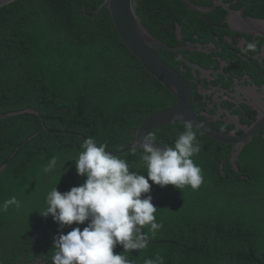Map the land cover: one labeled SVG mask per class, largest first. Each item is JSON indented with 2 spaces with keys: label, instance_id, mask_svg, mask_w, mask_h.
<instances>
[{
  "label": "trees",
  "instance_id": "trees-1",
  "mask_svg": "<svg viewBox=\"0 0 264 264\" xmlns=\"http://www.w3.org/2000/svg\"><path fill=\"white\" fill-rule=\"evenodd\" d=\"M250 2L255 8L250 17L264 20V0ZM104 3L15 0L0 8V116L34 112L0 121V168L8 163L0 173V206L12 197L20 204L0 212V254L12 259L10 264H18L30 251L38 229H46L42 243L47 245L52 233L67 234L77 227L60 229L51 216L39 214L53 187L65 192L84 182L76 174L75 160L86 138L106 144V151L125 159L131 171L146 175L142 150L124 152L149 117L178 103L124 43L109 12L101 10ZM224 10L193 12L184 0H136L143 25L171 46L218 44L214 33L228 25ZM156 51L181 70L178 54ZM182 54L196 63L203 56L187 49ZM250 72L257 81L264 78L258 62ZM212 126L223 132L228 128ZM194 130L201 150L192 159L202 170L203 183L181 191L168 185L155 205L162 227L153 237L145 226L148 247L130 252L129 259L144 264L159 255L164 264H264V226L257 222L258 211L251 210L247 219L240 212L243 198L264 208V139L256 137L244 147L237 174L231 164L233 148ZM183 131L180 123L152 135L171 146ZM53 157L56 166L45 172ZM159 189L152 185L149 194L153 197ZM218 200L220 209L214 204ZM123 251L117 246L114 254Z\"/></svg>",
  "mask_w": 264,
  "mask_h": 264
},
{
  "label": "clouds",
  "instance_id": "clouds-1",
  "mask_svg": "<svg viewBox=\"0 0 264 264\" xmlns=\"http://www.w3.org/2000/svg\"><path fill=\"white\" fill-rule=\"evenodd\" d=\"M184 2L192 10L189 0ZM201 10L203 9L194 8L192 11L206 12ZM256 48L255 42L248 43L242 49V53L247 55L249 51H255ZM182 51L183 49L179 53H174L182 59V66H190L184 61V57L188 59L189 57L184 56ZM189 61L197 64L190 59ZM180 71L183 73L182 69ZM172 119L182 122L184 128L173 145L161 144V147H157L154 142L155 136L152 134H147L138 141L143 153L141 159L146 166V175L131 171L125 159L106 151V144L98 146L94 138H86L81 145L83 151L75 160L76 174L84 177V182L65 192L58 191L57 186L53 187L46 195L45 209L39 214L43 218L51 216L60 229L73 224L77 227H73L67 234L52 233L53 241L47 245L42 243V239L48 235L44 233L46 229H38L33 236L31 252L26 253L25 255L29 254L26 257L29 258L31 254H35L40 259V264H132L129 253L148 247L144 227L148 226L153 237L162 227V224L156 220L155 205L165 192L153 202L152 199L157 191L152 197L149 194L151 186L158 185L161 189L171 185L174 189L181 191L186 186L196 190L203 183L202 170L192 159L201 150L193 122L185 120L181 112L173 114ZM129 149L124 153L131 152L128 151ZM240 154L235 161V167L232 166L237 174L240 173L237 164ZM56 163L57 160L53 157L44 171H52ZM13 204L16 207L20 206L19 201L12 197L0 206V212H6L9 205ZM257 207L264 211V208ZM260 215L258 211L257 222L264 226L260 222ZM85 224V227H79ZM42 229H44L43 232ZM52 242L54 251L48 249ZM117 246L123 248V253L114 254ZM144 264H164V259L157 255L155 259H145Z\"/></svg>",
  "mask_w": 264,
  "mask_h": 264
},
{
  "label": "flooded vegetation",
  "instance_id": "flooded-vegetation-1",
  "mask_svg": "<svg viewBox=\"0 0 264 264\" xmlns=\"http://www.w3.org/2000/svg\"><path fill=\"white\" fill-rule=\"evenodd\" d=\"M189 3L194 8H196L194 5H203L202 9L206 11L203 13H213L216 9H225L228 12L224 10L227 13V20H225L228 25L225 23L224 30L219 29V31L214 33L218 44L214 41L206 45L199 44L205 49V51H202V60L197 63L200 68L194 69L192 66L181 67L187 75V80L193 92L194 107L201 120L206 122L210 128L220 133L229 134L235 132L237 136H242L244 134L242 129L225 120L226 118L229 121L231 120L228 115L230 114L234 118L239 117L241 126L249 128L259 118L258 109L264 110V78L257 81L250 72L256 62L261 65L264 64V35L257 34L254 36L242 32L241 18L238 14L243 12L246 19L253 21L264 20L260 19L262 17H250L255 10L250 0H206V2L204 0H194L193 4L191 1ZM224 6L228 7L233 15ZM251 42L257 44L256 50L249 51L247 55H244L242 49ZM190 46L192 44H187L184 47L187 50L195 51L190 49ZM203 69L209 73L205 75ZM221 112V118L216 120L215 118ZM208 116L211 117L210 121H208ZM218 123L227 126V131L223 132L212 126ZM259 136L264 139V127L253 135L251 140L246 142L245 145ZM231 147L233 148V146ZM24 210L22 208L20 214ZM28 255L24 254L20 259L22 262L18 264H40V259L35 254H31L29 258L25 259ZM10 262L12 263L13 260H7L5 253L0 254V264H10Z\"/></svg>",
  "mask_w": 264,
  "mask_h": 264
},
{
  "label": "water",
  "instance_id": "water-1",
  "mask_svg": "<svg viewBox=\"0 0 264 264\" xmlns=\"http://www.w3.org/2000/svg\"><path fill=\"white\" fill-rule=\"evenodd\" d=\"M14 1L15 0H0V8ZM135 3L136 0H105V3L102 6L101 10L106 9L109 12L117 31L120 32L124 40V43L142 61L144 67L150 70L163 83V85L169 91H171L176 98H178V103L149 117L144 122V124L138 129L136 134V141L128 151L139 150V139L147 134H152L154 130L167 127L173 124L182 123L180 121H174L172 119L173 114L181 112L184 114L185 120L192 121L194 129L198 130L200 133L206 135L207 137L215 141L234 146L232 166L235 167V161L237 160V157L240 154L245 143L251 140L253 135L257 134L259 130L264 127V110L258 109L260 113L259 118L256 119L257 121L253 123L252 126L249 128L241 126L239 124V117L234 118L233 116L228 114L231 117V120L229 121L226 118L225 121L231 124H235L239 129H242L244 131V134L242 136H237L235 132L224 134L210 128L206 122H203L201 120L200 115L194 107L193 92L189 81L184 77L183 73L179 69L172 67L156 52V49H166L172 52L179 53L182 49H185V47H173L167 45L161 40L157 39L155 36H153L143 25L142 20L137 16L135 12ZM225 8L230 11L228 7ZM193 9L194 8L192 7V10ZM230 13L231 15H233L231 11ZM238 15H240L241 18L242 32L252 34L254 36L257 34L264 35V21H253L246 19L244 17L243 12H240ZM178 35L180 39L183 38L182 28H179ZM190 49L205 51V49H203L200 45H192L190 46ZM184 61L190 66H192L194 69L200 68L198 64L192 63L191 61H189L188 58L184 57ZM203 71L205 75L209 73L205 69H203ZM26 113L34 114V112H20L7 116H0V121L15 116L24 115ZM221 114L222 112L215 119H220ZM210 120L211 117L208 116V121ZM154 142L156 143L157 147L162 146L160 143L156 141ZM7 165L8 163H5L0 168V173L5 167H7ZM167 188L168 185L164 186L159 191H157L152 201L154 202L160 196H162V194L165 192V189ZM43 230L44 229H42L41 231L43 232Z\"/></svg>",
  "mask_w": 264,
  "mask_h": 264
},
{
  "label": "rangeland",
  "instance_id": "rangeland-1",
  "mask_svg": "<svg viewBox=\"0 0 264 264\" xmlns=\"http://www.w3.org/2000/svg\"><path fill=\"white\" fill-rule=\"evenodd\" d=\"M256 193L257 191L254 192V194H252L250 196L251 200L253 201V198L256 197ZM214 204L217 205V207L220 209L221 208V200H218L217 202H214ZM255 209L256 211H259L261 213L260 215V222L264 224V211L258 209L255 205L252 204V202H250L248 199L243 198V200L241 201V207H240V212L244 213V218L247 219V215L248 213Z\"/></svg>",
  "mask_w": 264,
  "mask_h": 264
}]
</instances>
